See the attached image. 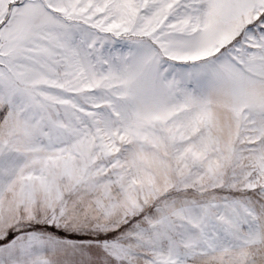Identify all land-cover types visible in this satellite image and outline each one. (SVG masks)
<instances>
[{"label":"snow or ice","instance_id":"6c2138e0","mask_svg":"<svg viewBox=\"0 0 264 264\" xmlns=\"http://www.w3.org/2000/svg\"><path fill=\"white\" fill-rule=\"evenodd\" d=\"M0 264H264V0H0Z\"/></svg>","mask_w":264,"mask_h":264}]
</instances>
